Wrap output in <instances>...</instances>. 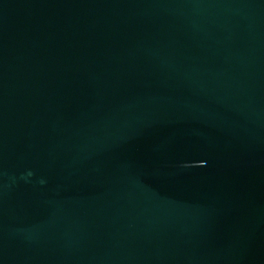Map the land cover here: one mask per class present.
<instances>
[{
	"label": "water",
	"instance_id": "95a60500",
	"mask_svg": "<svg viewBox=\"0 0 264 264\" xmlns=\"http://www.w3.org/2000/svg\"><path fill=\"white\" fill-rule=\"evenodd\" d=\"M0 264H264V0H0Z\"/></svg>",
	"mask_w": 264,
	"mask_h": 264
}]
</instances>
